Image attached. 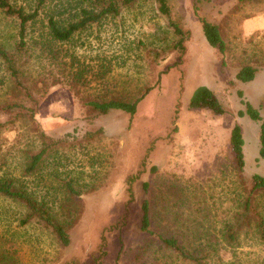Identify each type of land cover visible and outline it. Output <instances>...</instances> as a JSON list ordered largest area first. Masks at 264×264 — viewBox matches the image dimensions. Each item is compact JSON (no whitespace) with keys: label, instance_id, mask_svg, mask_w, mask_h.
Segmentation results:
<instances>
[{"label":"rangeland","instance_id":"1","mask_svg":"<svg viewBox=\"0 0 264 264\" xmlns=\"http://www.w3.org/2000/svg\"><path fill=\"white\" fill-rule=\"evenodd\" d=\"M169 3L173 17L190 32L180 61L173 48L175 34L153 0H138L61 46L65 61H84L90 66L86 79L91 80L83 87L66 81L47 84L36 118L48 134L58 136L74 118L85 114L80 97L99 88L96 76L103 70V62L112 69L109 76L116 91L134 95L145 86L151 89L135 114L111 111L98 118L94 128L103 127V134L62 155L57 169L60 177H77L83 189L81 213L68 218L73 219L68 248H62L37 221L19 226L21 210L0 198V264H62L71 257H85L99 242L102 227L124 212L127 179L137 173L129 223L107 234L102 264H180L172 263V255L149 244L140 233L143 198L149 200L155 227L163 233H181L190 241L206 233L212 235L216 222L238 208L244 193L242 177L261 168L253 163L257 125L238 111L244 108V99L255 106L264 105V66L249 82L236 80L235 73L242 64L264 62V0L243 7L235 0ZM75 5L72 2L70 7ZM201 16L221 26L227 45L224 54L206 40ZM0 17L3 38L14 32L15 22L2 13ZM48 65L47 61V71ZM39 86L44 89L43 84ZM198 86L210 88L227 112L216 116L208 109L189 108ZM236 123L245 138L246 168L242 173L234 167L229 146ZM2 136L11 139L13 133ZM48 171L44 173H52ZM38 178H31L33 187L39 185ZM52 180L49 176L46 182ZM252 242L245 240L238 252H257Z\"/></svg>","mask_w":264,"mask_h":264},{"label":"trees","instance_id":"2","mask_svg":"<svg viewBox=\"0 0 264 264\" xmlns=\"http://www.w3.org/2000/svg\"><path fill=\"white\" fill-rule=\"evenodd\" d=\"M24 1L18 4L15 0H0V15L2 13L15 22L14 32L3 38L0 25V198L1 202L11 203L21 210L19 226L31 220L37 221L54 235L62 248H68L72 243L70 229L73 222L68 218L78 217L81 213L83 189L77 177L67 174L60 177L57 169L61 166L62 155L103 134V127L94 128L98 118L107 116L111 111L135 114L138 103L151 87L145 86L134 95L116 91L109 76L112 69L103 62V70L96 76L99 88L80 97L86 112L74 118L70 127L58 136L48 134L40 126L36 114L47 84L51 86L66 81L74 87H83L90 83L91 78L86 79L90 66L84 61H65L66 53L61 50L63 43L92 24L117 16L138 0ZM153 1L158 14L166 18L175 34L173 48L178 51L180 61L190 32L179 19L173 17L169 0ZM261 1L235 0V4L243 7ZM72 2L75 7H70ZM199 20L208 43L224 54L227 45L221 26L206 17L201 16ZM263 66L264 62L242 64L235 73V79L252 81ZM41 84L44 89L40 88ZM239 94L242 96V92ZM243 105L238 115L249 118L257 125V152L253 163L261 168L248 177H242L244 193L238 199V208L230 217H221L216 222L212 235L206 233L190 241L181 233H163L154 226L148 198L141 201L139 231L149 244L154 243L159 250L172 255V263L175 260L180 264H264V105L255 106L245 99ZM189 108L208 109L216 116L227 112L207 86L195 88ZM6 132H12L13 137L2 136ZM229 146L234 167L242 173L246 168L245 138L238 123L231 128ZM46 169L52 173H44ZM49 176L54 182H46ZM138 176L139 173L133 174L127 179L125 210L102 227L96 247L85 257H71L62 264H102L107 234L119 231L129 223V212L135 200L133 182ZM33 177H39L42 189L39 185H31ZM145 186L146 183L143 184ZM1 209L4 207L1 206ZM245 240L253 241L258 251L238 252Z\"/></svg>","mask_w":264,"mask_h":264}]
</instances>
